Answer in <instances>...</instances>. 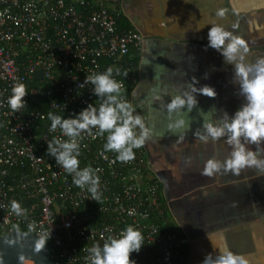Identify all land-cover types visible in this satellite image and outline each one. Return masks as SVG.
<instances>
[{
  "label": "built area",
  "instance_id": "2783aa9c",
  "mask_svg": "<svg viewBox=\"0 0 264 264\" xmlns=\"http://www.w3.org/2000/svg\"><path fill=\"white\" fill-rule=\"evenodd\" d=\"M119 1L0 0V234L35 223L40 237L50 232L53 261L90 264L88 248L132 225L144 237L130 256L136 264H186L188 239L164 227L159 182L146 178L143 147L120 162L104 150L105 137L82 134L80 167L100 169L99 201L47 154V141L66 139L49 130V112L69 118L100 103L90 84L80 87L86 76L112 67L132 104L138 73L130 54L142 35L119 27ZM17 82L28 94L14 113L7 100ZM12 200L26 213H13Z\"/></svg>",
  "mask_w": 264,
  "mask_h": 264
},
{
  "label": "crops",
  "instance_id": "0c3cea01",
  "mask_svg": "<svg viewBox=\"0 0 264 264\" xmlns=\"http://www.w3.org/2000/svg\"><path fill=\"white\" fill-rule=\"evenodd\" d=\"M117 9L129 26L142 35L137 54L138 79L132 92L136 114L144 117L154 134L143 149L147 179L160 186L167 227L185 236L186 264H201L208 253L227 244L244 254L250 264H264V173L245 168L213 177L201 174L204 162L230 155L227 135L214 141L207 136L206 121L222 122L243 103L233 80V66L208 47L207 34L218 24L242 38L247 62L264 56V0H120ZM224 10V16L217 15ZM207 75V78H205ZM193 77L200 88L211 86L214 98L193 93L197 105L180 110L189 124L182 133L168 131L179 118L166 105L174 94L188 91ZM153 89L160 99H153ZM183 135V139L180 135ZM255 151L257 146L248 144ZM260 148L264 149V143ZM186 158H191L185 163ZM264 159V152L259 157Z\"/></svg>",
  "mask_w": 264,
  "mask_h": 264
},
{
  "label": "clouds",
  "instance_id": "9594fccd",
  "mask_svg": "<svg viewBox=\"0 0 264 264\" xmlns=\"http://www.w3.org/2000/svg\"><path fill=\"white\" fill-rule=\"evenodd\" d=\"M217 15L223 17L224 10ZM208 47L221 53L225 63L233 66V80L238 86V94L243 98V103L229 116L226 112L222 122L213 123L206 121L203 128L207 136L196 135L201 141L211 138L214 141L227 135V144L231 146L230 155L223 161L214 157L204 162L201 174L213 177L216 174L231 172L239 175L245 168H255L264 173V159L258 158L264 149L259 146L264 143V56L257 57L254 62L246 61L248 47L246 42L223 28L218 24H212L207 34ZM118 74L119 69H115ZM126 75V74H125ZM207 78V75H205ZM198 81L193 77L192 82L187 85L188 91L183 94H174L167 103L168 113H177L179 118L167 124V129L173 134L182 133L189 128L187 120L180 110L187 108L190 112L197 105L193 93H199L209 98H214V88L204 85L200 88L194 87ZM91 85L93 94L99 99L98 105L88 104L74 117L63 118V116L49 112L47 119L50 120V131L60 130L66 139L53 137L47 141V154L54 158L55 163L72 176V183L87 190L92 200L99 201L102 198L100 169L92 166L80 167V140L83 133L93 138L105 137L103 147L106 152H114L116 160L127 162L135 158L134 149H139L151 139L154 128L147 126L143 116L136 114L131 103L123 97V84L114 78V69L106 68L103 72L92 73L85 77L80 87ZM153 99H160L158 92L153 89ZM7 104L16 113L25 108L24 97L28 94L26 85L17 82L11 89ZM96 130L95 132L93 130ZM183 139V135H180ZM256 145L255 151L246 145ZM191 158H186L187 164ZM11 211L16 215L26 213L21 204L12 200ZM30 231L36 228L35 223L28 225ZM50 232H45L35 244L37 251L44 248ZM142 233L132 225H127L117 236L109 235L103 244H93L87 249L90 264H136L130 258L131 253L139 252L144 245ZM23 261L24 257H18ZM0 264L3 261L0 260ZM201 264H250L244 254L231 251L227 244L216 248V255L212 253L205 255Z\"/></svg>",
  "mask_w": 264,
  "mask_h": 264
},
{
  "label": "water",
  "instance_id": "95a60500",
  "mask_svg": "<svg viewBox=\"0 0 264 264\" xmlns=\"http://www.w3.org/2000/svg\"><path fill=\"white\" fill-rule=\"evenodd\" d=\"M41 77V72L35 73ZM40 236L28 229H17L5 234H0V260L3 264H55L52 257L55 249L47 241L40 251H37L35 244ZM23 256V261L18 257Z\"/></svg>",
  "mask_w": 264,
  "mask_h": 264
},
{
  "label": "trees",
  "instance_id": "16d2710c",
  "mask_svg": "<svg viewBox=\"0 0 264 264\" xmlns=\"http://www.w3.org/2000/svg\"><path fill=\"white\" fill-rule=\"evenodd\" d=\"M118 24H119V27L120 28H123V29H132L130 26H129V23L126 21V19L123 17V15H120L118 17ZM130 61L135 65L137 66V54H136V50L135 49H132L131 51V54H130ZM166 211L163 210V213H164V217L166 218ZM166 230L168 231H174V230H171L167 227V224L164 226ZM54 263L58 264L57 261H55L54 259Z\"/></svg>",
  "mask_w": 264,
  "mask_h": 264
},
{
  "label": "rangeland",
  "instance_id": "374dc122",
  "mask_svg": "<svg viewBox=\"0 0 264 264\" xmlns=\"http://www.w3.org/2000/svg\"><path fill=\"white\" fill-rule=\"evenodd\" d=\"M27 264H30V263H27Z\"/></svg>",
  "mask_w": 264,
  "mask_h": 264
}]
</instances>
